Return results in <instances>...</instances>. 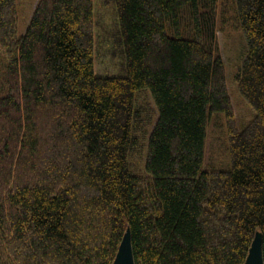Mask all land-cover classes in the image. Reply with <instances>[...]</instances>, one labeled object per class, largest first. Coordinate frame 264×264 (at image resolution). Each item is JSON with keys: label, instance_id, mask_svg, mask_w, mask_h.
Segmentation results:
<instances>
[{"label": "trees", "instance_id": "trees-1", "mask_svg": "<svg viewBox=\"0 0 264 264\" xmlns=\"http://www.w3.org/2000/svg\"><path fill=\"white\" fill-rule=\"evenodd\" d=\"M111 2L110 32L93 0H38L17 37L0 0V264H113L126 231L134 264H245L257 234L264 263V0H232L255 111L241 131L219 0ZM96 38L123 73L95 75ZM141 92L155 115L137 173Z\"/></svg>", "mask_w": 264, "mask_h": 264}, {"label": "rangeland", "instance_id": "rangeland-1", "mask_svg": "<svg viewBox=\"0 0 264 264\" xmlns=\"http://www.w3.org/2000/svg\"><path fill=\"white\" fill-rule=\"evenodd\" d=\"M108 1V7H103ZM38 0H16V36H21L27 28L30 18L33 14ZM96 14L100 16L104 31L112 30L115 16L111 0H93ZM217 19L216 41L219 49L220 57L225 65V79L228 94L236 120L238 131H241L254 117L255 111L246 102L239 93L236 75L240 68L242 59L244 58L245 45L238 30V25L234 12L232 0H219V10ZM104 42L95 45L94 55V72L98 77L116 76L124 72L123 65L119 57L112 58L111 41L103 38ZM136 106L138 107L139 117L135 124L133 134L138 139L136 147L129 152V162L131 169L137 173L144 172V156H145V139L149 129L147 119L155 115L154 107L150 94L141 92L136 97ZM221 122V121H220ZM144 128V129H143ZM143 129L144 135L140 130ZM222 127L220 130H223ZM216 129L212 122L208 128L207 149L212 146V139L215 136ZM260 236V234H257Z\"/></svg>", "mask_w": 264, "mask_h": 264}, {"label": "water", "instance_id": "water-1", "mask_svg": "<svg viewBox=\"0 0 264 264\" xmlns=\"http://www.w3.org/2000/svg\"><path fill=\"white\" fill-rule=\"evenodd\" d=\"M113 264H134L129 231H126L123 236ZM245 264H264L262 256L261 236H255Z\"/></svg>", "mask_w": 264, "mask_h": 264}, {"label": "crops", "instance_id": "crops-1", "mask_svg": "<svg viewBox=\"0 0 264 264\" xmlns=\"http://www.w3.org/2000/svg\"><path fill=\"white\" fill-rule=\"evenodd\" d=\"M30 22V21H29ZM28 26V25H27Z\"/></svg>", "mask_w": 264, "mask_h": 264}]
</instances>
